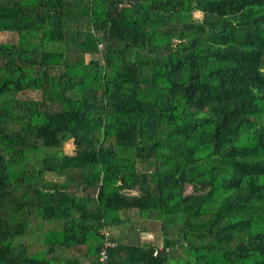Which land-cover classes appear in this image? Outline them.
<instances>
[{
    "label": "trees",
    "instance_id": "trees-1",
    "mask_svg": "<svg viewBox=\"0 0 264 264\" xmlns=\"http://www.w3.org/2000/svg\"><path fill=\"white\" fill-rule=\"evenodd\" d=\"M1 33L0 264L103 230L101 264H264V0H0Z\"/></svg>",
    "mask_w": 264,
    "mask_h": 264
},
{
    "label": "rangeland",
    "instance_id": "rangeland-1",
    "mask_svg": "<svg viewBox=\"0 0 264 264\" xmlns=\"http://www.w3.org/2000/svg\"><path fill=\"white\" fill-rule=\"evenodd\" d=\"M202 15V10L200 6H195L193 8L194 19H200ZM0 38L2 40H14L15 36L8 33H1ZM93 56V55H92ZM96 55H94L95 57ZM91 55H86V59H89ZM24 96L31 98H38V93L34 91L25 92ZM66 150L71 148V143L67 142L64 146ZM123 222L120 226L113 229L115 234L120 235L123 242H142L147 239H157L158 238V222L157 221H144L138 218L135 212L122 213Z\"/></svg>",
    "mask_w": 264,
    "mask_h": 264
},
{
    "label": "built area",
    "instance_id": "built-area-1",
    "mask_svg": "<svg viewBox=\"0 0 264 264\" xmlns=\"http://www.w3.org/2000/svg\"><path fill=\"white\" fill-rule=\"evenodd\" d=\"M102 233L104 234V240H103V245H102V248L100 250V254H99V260H100V264L103 260L106 259L107 257V248L108 247H112L114 246V242L111 241L109 238H108V233L109 231L108 230H103Z\"/></svg>",
    "mask_w": 264,
    "mask_h": 264
}]
</instances>
